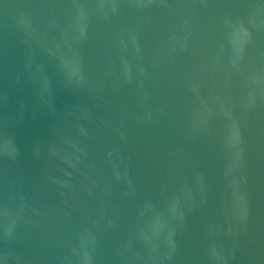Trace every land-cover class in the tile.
Masks as SVG:
<instances>
[{"label":"water","instance_id":"95a60500","mask_svg":"<svg viewBox=\"0 0 264 264\" xmlns=\"http://www.w3.org/2000/svg\"><path fill=\"white\" fill-rule=\"evenodd\" d=\"M0 264H264V0H0Z\"/></svg>","mask_w":264,"mask_h":264}]
</instances>
